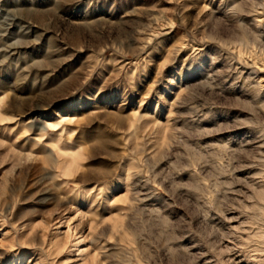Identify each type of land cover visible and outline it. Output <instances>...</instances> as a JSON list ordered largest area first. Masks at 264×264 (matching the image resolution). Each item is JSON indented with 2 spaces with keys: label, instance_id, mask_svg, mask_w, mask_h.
Masks as SVG:
<instances>
[{
  "label": "rangeland",
  "instance_id": "obj_1",
  "mask_svg": "<svg viewBox=\"0 0 264 264\" xmlns=\"http://www.w3.org/2000/svg\"><path fill=\"white\" fill-rule=\"evenodd\" d=\"M0 264H264V0H0Z\"/></svg>",
  "mask_w": 264,
  "mask_h": 264
}]
</instances>
